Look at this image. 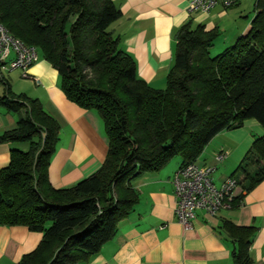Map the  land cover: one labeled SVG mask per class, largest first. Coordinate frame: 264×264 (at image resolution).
I'll list each match as a JSON object with an SVG mask.
<instances>
[{
  "label": "trees",
  "instance_id": "obj_1",
  "mask_svg": "<svg viewBox=\"0 0 264 264\" xmlns=\"http://www.w3.org/2000/svg\"><path fill=\"white\" fill-rule=\"evenodd\" d=\"M120 15L112 0H0V24L37 48L58 72L66 99L95 111L108 139L95 173L54 188L47 169L59 124L37 98L14 93L0 71V105L19 113L0 142L29 144L27 151L13 149L0 169V224L42 233L37 247L16 264L88 260L138 202L133 178L174 156L181 166L196 160L217 133L245 119L264 128V0L255 2L249 31L217 55L209 53L215 31L189 23L178 29L163 89L138 77L134 59L108 30ZM237 171L244 174L242 182L236 180L242 191L264 178V135L254 139ZM222 228L233 243V263L253 264L254 227L225 220Z\"/></svg>",
  "mask_w": 264,
  "mask_h": 264
},
{
  "label": "crops",
  "instance_id": "obj_2",
  "mask_svg": "<svg viewBox=\"0 0 264 264\" xmlns=\"http://www.w3.org/2000/svg\"><path fill=\"white\" fill-rule=\"evenodd\" d=\"M112 1L121 15L108 30L134 59L138 77L157 89L166 85L178 29L189 23L191 28L201 24L206 31H215L209 53L217 55L249 31L256 2L233 0L228 7L219 3L208 12H190L189 0ZM28 74V78L18 73L6 78L14 93L37 98L57 120L59 137L48 165V179L56 189L71 187L95 173L105 159L108 139L102 121L95 111L66 99L58 72L40 55ZM3 94L0 83V96ZM18 118L19 113L0 105V135L13 129ZM262 135L264 128L256 119H245L241 126L217 133L196 160L212 163L214 156L224 151L225 159L215 165L214 183L220 185L230 177L242 182L244 174L237 168L254 139ZM28 148L27 142H0V169L8 165L13 149ZM180 166L181 158L174 156L161 168L133 178L138 202L118 223L114 236L88 260L76 264H234L233 243L222 228L225 220L254 227L250 255L253 264H264V178L250 190L239 192L242 197L237 205L215 215L198 211L192 227L184 229L176 217L172 184ZM41 237V232L23 225L0 224V264H16L37 247Z\"/></svg>",
  "mask_w": 264,
  "mask_h": 264
},
{
  "label": "built area",
  "instance_id": "obj_3",
  "mask_svg": "<svg viewBox=\"0 0 264 264\" xmlns=\"http://www.w3.org/2000/svg\"><path fill=\"white\" fill-rule=\"evenodd\" d=\"M219 3L228 7L233 0H189L188 11L208 12ZM38 56L35 46L25 44L0 24V71L19 69L21 76L28 78V69L37 61ZM226 155L222 151L214 156L212 163L194 160L175 171L172 178L176 198L175 213L184 229L192 227L198 211L215 215L221 210L230 209L234 198L242 191L232 177L220 185L213 181L215 165L222 162Z\"/></svg>",
  "mask_w": 264,
  "mask_h": 264
},
{
  "label": "rangeland",
  "instance_id": "obj_4",
  "mask_svg": "<svg viewBox=\"0 0 264 264\" xmlns=\"http://www.w3.org/2000/svg\"><path fill=\"white\" fill-rule=\"evenodd\" d=\"M39 55H40V52H39ZM210 55H216V54H210ZM18 73V75H22L21 74V71H19L18 69H11V70H3L2 71V74L5 76V77H7L8 78V75H14V74H17Z\"/></svg>",
  "mask_w": 264,
  "mask_h": 264
}]
</instances>
